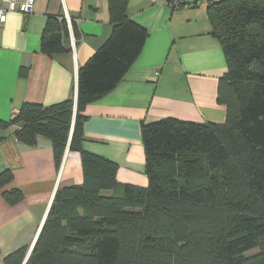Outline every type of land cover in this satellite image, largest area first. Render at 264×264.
Returning <instances> with one entry per match:
<instances>
[{
	"label": "trees",
	"instance_id": "1",
	"mask_svg": "<svg viewBox=\"0 0 264 264\" xmlns=\"http://www.w3.org/2000/svg\"><path fill=\"white\" fill-rule=\"evenodd\" d=\"M106 2L113 31L79 68L75 106L72 99L23 103L0 122L27 146L48 139L57 169L67 147L81 156L82 183L57 189L25 264H264V0L208 4L226 60L217 83L225 120L143 123L148 184L124 185L120 194L116 165L82 150L81 113L122 78L147 32L128 17V0ZM70 25L49 18L41 52H70V35L79 40L73 19ZM11 180L2 172L0 190ZM2 197L9 205L23 200L16 188ZM26 252L2 264H22Z\"/></svg>",
	"mask_w": 264,
	"mask_h": 264
},
{
	"label": "crops",
	"instance_id": "2",
	"mask_svg": "<svg viewBox=\"0 0 264 264\" xmlns=\"http://www.w3.org/2000/svg\"><path fill=\"white\" fill-rule=\"evenodd\" d=\"M208 4L171 9L151 0L127 2V15L146 30V40L113 89L81 113L82 150L116 165L117 194L124 185L148 184L140 138L143 123L162 118L200 124L225 120L217 83L226 60L212 35ZM52 17L65 19L69 30L71 19L77 24L79 40L75 44L70 35V52H41ZM112 31L106 0H35L32 14L9 13L0 24V122L8 123L23 103L49 107L72 99L75 106L78 70ZM14 130L0 128V174H12L0 190V264L17 250L31 253L57 189L83 181L79 152L67 147L57 169L48 139L39 137L30 147L15 139ZM13 188L23 200L9 205L2 194Z\"/></svg>",
	"mask_w": 264,
	"mask_h": 264
},
{
	"label": "built area",
	"instance_id": "3",
	"mask_svg": "<svg viewBox=\"0 0 264 264\" xmlns=\"http://www.w3.org/2000/svg\"><path fill=\"white\" fill-rule=\"evenodd\" d=\"M153 2H160L171 9H187L194 6L201 1L210 3H220L226 0H151ZM0 3V24L5 23L7 15L12 12H19L24 15L33 13L35 0H1ZM69 21V19H67ZM73 46V42L71 44Z\"/></svg>",
	"mask_w": 264,
	"mask_h": 264
},
{
	"label": "water",
	"instance_id": "4",
	"mask_svg": "<svg viewBox=\"0 0 264 264\" xmlns=\"http://www.w3.org/2000/svg\"><path fill=\"white\" fill-rule=\"evenodd\" d=\"M29 254H30V252H28V253H27V255H26V257H25V259H24V261H23V264H25V263H26V261H27V258H28V256H29Z\"/></svg>",
	"mask_w": 264,
	"mask_h": 264
},
{
	"label": "rangeland",
	"instance_id": "5",
	"mask_svg": "<svg viewBox=\"0 0 264 264\" xmlns=\"http://www.w3.org/2000/svg\"><path fill=\"white\" fill-rule=\"evenodd\" d=\"M255 252V251H254Z\"/></svg>",
	"mask_w": 264,
	"mask_h": 264
}]
</instances>
